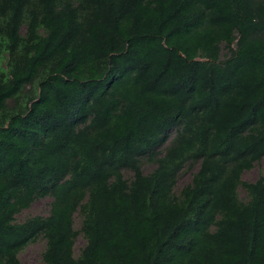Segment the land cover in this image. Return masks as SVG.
<instances>
[{
  "label": "trees",
  "instance_id": "obj_1",
  "mask_svg": "<svg viewBox=\"0 0 264 264\" xmlns=\"http://www.w3.org/2000/svg\"><path fill=\"white\" fill-rule=\"evenodd\" d=\"M263 156L264 0H0V264H264Z\"/></svg>",
  "mask_w": 264,
  "mask_h": 264
},
{
  "label": "rangeland",
  "instance_id": "obj_2",
  "mask_svg": "<svg viewBox=\"0 0 264 264\" xmlns=\"http://www.w3.org/2000/svg\"><path fill=\"white\" fill-rule=\"evenodd\" d=\"M154 167L151 163H145L143 169L146 172H149ZM198 168V164L194 166H187L178 176V180L175 186L176 192H179L182 187L191 181L193 174ZM125 176L127 178H131L132 172L125 171ZM260 176H264V156L255 163V165L249 169L244 171L243 179L249 181H255ZM240 194L242 197H245V191L240 188ZM51 197L39 198L36 199L30 207L24 209L20 213L16 215V220L18 222L24 221L26 218L34 216V215H48L51 209ZM81 217L79 213L75 215V223L74 226L76 229H80L81 227ZM85 244V238L80 233L75 241V254L78 255L80 253L81 248ZM46 247V239L44 237H39L36 241L30 243L26 246L20 253L19 258L22 264H44L43 261V251Z\"/></svg>",
  "mask_w": 264,
  "mask_h": 264
}]
</instances>
